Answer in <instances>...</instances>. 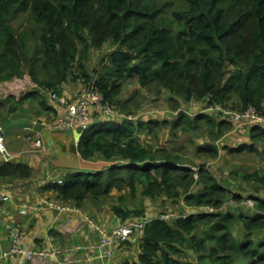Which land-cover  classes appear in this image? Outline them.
Segmentation results:
<instances>
[{
  "label": "trees",
  "instance_id": "1",
  "mask_svg": "<svg viewBox=\"0 0 264 264\" xmlns=\"http://www.w3.org/2000/svg\"><path fill=\"white\" fill-rule=\"evenodd\" d=\"M183 3L184 8L168 15L166 2L159 0H0V78L21 77L27 70L40 87L58 89L76 63V75L91 82L93 77L85 71V60L92 47L111 41L114 47L101 58L93 75L109 101H115L123 80L136 76L141 85L157 82L188 103L205 99L210 104L224 105L235 97L240 103L238 108L253 105L264 112V0ZM20 14H27L34 24L29 32L15 30L13 21ZM32 35L37 39L38 55L31 53L28 44ZM28 97L39 99L43 107H53L38 89L22 95L18 102ZM15 108L12 105L9 110ZM166 122L106 120L92 124L78 142L81 155L89 158L102 151L105 157L115 156L122 162L98 170L77 169L62 183L49 184L60 198L77 206L88 195L99 199L114 187L125 186L133 195L163 192L172 197L179 196L178 186H183L186 200L192 205L220 204L227 188L214 176L207 172L206 189L191 192L194 169L181 165L180 155L145 145L137 136L140 129L150 130ZM205 123L215 138L233 124L226 117L218 119L198 110L194 115L181 111L172 125L188 129ZM251 135L264 140V127L253 125ZM245 147L252 145L230 149ZM153 169L161 177L151 178ZM31 173L32 167L25 162L6 160L0 164V175L27 177ZM259 183L264 187V176L259 177ZM257 207L264 209V199H258ZM113 209L124 219L131 213L122 206ZM134 212L143 213L140 209ZM234 218L230 211L209 210L176 217L172 223L160 216L152 217L145 225L138 257L123 264H195L172 256L187 246L209 251L211 261L199 264H222L214 261L226 258L219 254V247L233 246L239 251L248 247V251L259 254L252 241L247 245L250 237L236 241L231 230ZM215 219L212 231L193 234L201 223ZM245 225L251 236L255 229L264 227V213L246 216Z\"/></svg>",
  "mask_w": 264,
  "mask_h": 264
},
{
  "label": "crops",
  "instance_id": "2",
  "mask_svg": "<svg viewBox=\"0 0 264 264\" xmlns=\"http://www.w3.org/2000/svg\"><path fill=\"white\" fill-rule=\"evenodd\" d=\"M103 56L105 55H101L97 64L90 70L88 60L93 57L91 50L85 60L87 74L93 77L94 70L99 66ZM76 73H79V70L69 72L67 79L58 86V89L39 86L35 88V85H32L24 94L38 89L46 98L47 103L54 109L55 99L52 98L51 94L55 91L58 93L61 102L73 104L79 91L88 84L86 77L77 76ZM8 82L9 80L6 81V83ZM237 103L240 105L238 100ZM12 105L15 104L10 105L9 103L5 109L0 107V114L3 115L0 126L5 134L8 153V157L0 153V164L6 160L25 162L32 167V173L27 177L13 174L0 175V190L9 194L7 200H0V252L9 248L11 233L14 230L21 231V243L26 247L34 249L56 248L60 252L58 255L47 258L34 256L22 259L19 255L2 257L0 264H123L127 260L137 258L141 252L144 230L135 232L126 242L118 244L114 254L106 257L100 249L95 247L100 239V231L95 225L110 228L119 219H124L114 212L113 207L115 205L131 211L127 218L151 219L160 216L162 212L156 215L136 214L134 212L136 208L126 205L122 198L119 203L114 204L110 198L114 193L113 190L118 189L115 187L106 196L94 199L88 195L82 200L81 205L75 204L76 208L63 210L57 203H74L71 200L60 198L57 191L49 184L50 180L64 178L77 169L98 170L106 168L114 163L115 156L107 158L102 151H97L93 156L84 158L78 149L79 141L76 138V129L56 126L54 110L51 107H43L39 99L25 98L15 105V110L10 111L9 108ZM217 118L222 119L223 115L219 114ZM111 119V117L104 116L96 110H91L90 126ZM232 123L231 137L227 141L229 148L241 144L251 145L248 141L252 137L251 128L253 125H239L234 121ZM37 138L41 139V145L35 144ZM261 187L264 191V187L262 185ZM251 198L254 197L251 196ZM255 198L257 201L264 199L258 195ZM255 201L251 204L246 200L247 206L253 208L251 212L246 213L249 217L262 211L257 206L255 210ZM194 211L200 210L193 208L187 213H175L176 216L167 220L172 223L176 217L186 216ZM173 212L176 211L170 210V213ZM262 212L264 213V210ZM233 225H231V230L234 234L233 229L235 230L236 224ZM201 232L199 227L193 231V234L201 235ZM254 232L255 237L258 238V233L264 234V227L257 228ZM187 247V251L196 255L194 260L190 262L195 264L206 263V261L199 259L200 250ZM172 256L174 257V254ZM175 258L180 261H188L185 256L183 259L177 256Z\"/></svg>",
  "mask_w": 264,
  "mask_h": 264
},
{
  "label": "rangeland",
  "instance_id": "3",
  "mask_svg": "<svg viewBox=\"0 0 264 264\" xmlns=\"http://www.w3.org/2000/svg\"><path fill=\"white\" fill-rule=\"evenodd\" d=\"M159 1L163 4L166 2L164 9H166L165 14L168 15L174 9L185 7L183 0ZM13 24L17 32L21 30L29 32L34 26L27 14L18 15L14 19ZM36 40V37L32 35L28 40V44L33 49L31 53L38 55L40 51L38 50ZM113 47L114 44L111 41L104 42L99 48L92 47L93 57L88 60L89 69H93L100 56L106 55ZM76 70L78 68L76 67V63H74L70 67L69 72H75ZM95 79L93 76L92 81ZM8 80L10 83H6ZM32 85H35V88L39 86L32 80L27 70L21 77L0 78V107L5 109L9 103L10 105H17L20 95L24 94ZM115 97V101H110L115 110L114 115L111 116V120L117 122L129 120L135 124L139 121H147L149 119L167 120L165 124L154 125L150 130L148 128L140 129L138 131V137L145 145L154 148H164L166 151L180 155L181 165L194 169V183L190 189L191 192L200 193L206 189V181H208L206 177L207 172L222 183L227 188V191L223 197V201L218 205L212 203L203 205L190 204L186 200V191L183 186H178L181 194L176 197L169 196L163 192L147 196H141L139 193L133 195L129 187L125 186V188L120 190L114 189L110 200L116 204L122 198L124 200L123 202L129 207L142 210L143 215H156L160 212L170 213V210L176 211L173 213L177 214L187 213L193 208L199 209L202 212L206 210L220 213L230 211L235 216L232 224H236V228L235 230L233 229L234 234H232L236 241L244 242L250 237L251 239L247 241V245L252 241L253 248H257L261 253L254 254L248 251V247H244L240 251L233 246H226L224 249L219 247V254L226 258L216 259L214 261L216 263L222 262V264H264V234L258 233V238H256L255 232L253 231L251 236H249L245 225V218L246 216L248 217L246 213L251 212L253 209L247 206L246 200H256L254 205L256 210V203L258 201L255 197L258 195L264 198V191L259 183V177L264 176V140L253 139L251 137L248 143L252 145V149L245 147L242 150H232L229 148V144H227L228 139L231 137V127L225 128L223 133L215 138L207 123L188 129L183 128L181 125H172V122L177 119L181 111H186L194 115L199 110L215 118L219 114L221 115V113L216 107L212 108L211 104L205 99H197L193 103H188L181 95L161 86L157 82L142 86L136 76L127 78L123 80L121 88ZM32 98L36 100V98ZM223 106L226 108H237V98L232 97ZM2 117L3 115L0 114V120ZM214 130L217 132L218 127H214ZM208 146L209 148L205 149ZM116 162H122V160L115 157L114 163ZM200 167L201 169L204 168V170H197ZM177 171V173H182L183 170ZM151 174V178L156 176L161 177L154 169L151 170ZM251 196L255 199L251 198ZM108 204L110 203L108 202ZM209 207H212V210ZM215 221L216 219L201 223V235L206 231H212V225ZM212 243L214 242L210 243L211 246L215 245ZM187 248L183 247L182 252L175 253L174 257L177 256L183 259V256H185L188 261H193L196 255L191 251H187ZM208 253L209 251L206 250L199 251V259L202 260L205 258L204 261H208L207 263H209L211 260L208 257Z\"/></svg>",
  "mask_w": 264,
  "mask_h": 264
},
{
  "label": "built area",
  "instance_id": "4",
  "mask_svg": "<svg viewBox=\"0 0 264 264\" xmlns=\"http://www.w3.org/2000/svg\"><path fill=\"white\" fill-rule=\"evenodd\" d=\"M52 98L54 102V113L56 115L55 125L63 128H75L83 133L90 127V114L91 110H96L104 116L111 117L114 115L115 110L110 101L105 98L103 92L95 84L94 81L90 82L85 88L79 91L77 98L73 104H64L60 101L58 93L53 91ZM211 107L219 109L223 117L234 121L239 125H259L264 127V112L259 110L253 105L241 108H226L220 104H211ZM36 145H41L42 141L37 138ZM7 151L5 146V134L0 126V153L5 155ZM64 178H55L50 182L62 183ZM9 194L0 190V200H7ZM249 203H253L252 199H248ZM57 205L63 210H71L76 208L75 204L61 203ZM212 210V207H209ZM176 216L175 213H163L161 215L164 219H169ZM150 218H126L119 219L112 227L104 228L95 225L100 231V239L95 245L100 249L106 257L114 254L115 248L118 244L126 242L135 232L143 231ZM93 223V222H92ZM94 224V223H93ZM22 233L19 230H14L11 233V244L8 249L0 252V259L2 257H13L19 255L22 259L34 256L51 257L58 255L60 250L52 249H34L24 246L21 243ZM87 259V257H86Z\"/></svg>",
  "mask_w": 264,
  "mask_h": 264
},
{
  "label": "water",
  "instance_id": "5",
  "mask_svg": "<svg viewBox=\"0 0 264 264\" xmlns=\"http://www.w3.org/2000/svg\"><path fill=\"white\" fill-rule=\"evenodd\" d=\"M81 136H82V132H80L79 130L76 129V138H77V141L80 140ZM5 155L8 157L7 151L5 152Z\"/></svg>",
  "mask_w": 264,
  "mask_h": 264
},
{
  "label": "bare ground",
  "instance_id": "6",
  "mask_svg": "<svg viewBox=\"0 0 264 264\" xmlns=\"http://www.w3.org/2000/svg\"><path fill=\"white\" fill-rule=\"evenodd\" d=\"M162 214H163V213H162ZM162 214H161V215H162ZM161 215H160V217H161Z\"/></svg>",
  "mask_w": 264,
  "mask_h": 264
}]
</instances>
